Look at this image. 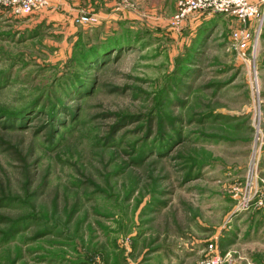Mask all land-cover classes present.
I'll list each match as a JSON object with an SVG mask.
<instances>
[{"label":"rangeland","instance_id":"1","mask_svg":"<svg viewBox=\"0 0 264 264\" xmlns=\"http://www.w3.org/2000/svg\"><path fill=\"white\" fill-rule=\"evenodd\" d=\"M178 1L0 6V264H264V0Z\"/></svg>","mask_w":264,"mask_h":264},{"label":"built area","instance_id":"2","mask_svg":"<svg viewBox=\"0 0 264 264\" xmlns=\"http://www.w3.org/2000/svg\"><path fill=\"white\" fill-rule=\"evenodd\" d=\"M45 2L46 0H0V6L28 14ZM258 11V5L249 0H179L171 19L173 25L180 26L186 19L191 20L202 15L224 14L245 22L255 18ZM93 20L87 16H81L78 19L80 23H89ZM232 37L238 48V56L243 60L251 58L254 54L258 32L241 28L234 30ZM199 264H222V260L219 255H211L204 257Z\"/></svg>","mask_w":264,"mask_h":264},{"label":"trees","instance_id":"3","mask_svg":"<svg viewBox=\"0 0 264 264\" xmlns=\"http://www.w3.org/2000/svg\"><path fill=\"white\" fill-rule=\"evenodd\" d=\"M111 39H112V38L108 37V39H105V38H104L102 41H104L105 43L108 41L107 44H108V45H111L110 43L113 41V40H111ZM113 44H114V43H113ZM117 49L119 50V44H117V45L114 44L113 47L111 48L112 52H113V51H117Z\"/></svg>","mask_w":264,"mask_h":264},{"label":"crops","instance_id":"4","mask_svg":"<svg viewBox=\"0 0 264 264\" xmlns=\"http://www.w3.org/2000/svg\"><path fill=\"white\" fill-rule=\"evenodd\" d=\"M250 1V0H249Z\"/></svg>","mask_w":264,"mask_h":264}]
</instances>
